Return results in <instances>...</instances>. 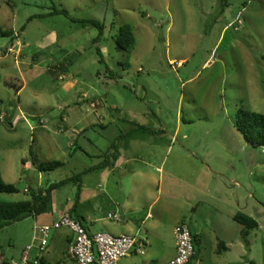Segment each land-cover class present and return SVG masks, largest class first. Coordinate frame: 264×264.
<instances>
[{"label": "rangeland", "instance_id": "obj_1", "mask_svg": "<svg viewBox=\"0 0 264 264\" xmlns=\"http://www.w3.org/2000/svg\"><path fill=\"white\" fill-rule=\"evenodd\" d=\"M61 9L67 15L51 13ZM89 21L101 25L95 41L99 29ZM124 24L135 39L129 53L115 43ZM0 31L9 32L0 35V174L5 182L16 187L24 181L37 190L67 179L51 193L58 211L74 203L77 182L70 177L78 174V202L87 209L82 214L96 219L91 229L108 232L98 229H116L130 214L122 207L117 220L107 217L114 201H125L122 189L133 184L124 171L128 162L113 167V146L136 166L146 159L164 160V169L190 178L188 162L176 163L174 155L177 145H187L204 163H221L223 173L237 179L241 212L257 222L241 247L216 254L213 230L230 216L219 215L215 222L208 205L197 207L196 219L186 220L200 233L191 264L197 259L200 264L219 259L264 264V147L248 144L235 126L240 109L264 114V0H0ZM131 123L162 132L144 136L140 131L143 139L124 147ZM175 129L174 147L167 153ZM155 137L159 141L152 142ZM34 157L63 165L40 172ZM209 176L210 188L217 185L224 194L214 173ZM245 187L253 197L248 202ZM167 191L189 193L164 185ZM29 198L24 190L0 192V201ZM180 203L174 206L181 208ZM146 211L140 208L137 214ZM51 214L7 225L0 242L8 246L14 238L18 250L23 235L17 232L32 231L35 221L51 224L56 215ZM150 223L146 220V226ZM169 227L161 223L159 229L170 241ZM157 243L154 237L147 250H158Z\"/></svg>", "mask_w": 264, "mask_h": 264}, {"label": "crops", "instance_id": "obj_2", "mask_svg": "<svg viewBox=\"0 0 264 264\" xmlns=\"http://www.w3.org/2000/svg\"><path fill=\"white\" fill-rule=\"evenodd\" d=\"M154 132L145 133L146 135H157L161 134L162 130H157L155 128ZM177 129L173 132L170 140V144L167 145L166 152H170L173 150L174 144L172 141L174 140V134H176ZM133 139H143V137L135 136L129 139L127 142L123 143L124 147H127L128 143ZM160 138H153L152 142L159 141ZM174 155L177 160L175 162H181V160H185L189 164V168L187 169L189 172L190 178L180 177L178 173H174L172 169H164V160L161 161L160 164H155L153 159H146L142 161V165L136 166L134 163L129 161L128 159H122V155L118 150V157L115 161H113V167H120V165L126 164L124 166V171L129 172L130 179L132 181V186L130 185L128 189L125 191L122 188V196L125 201L122 203V206L118 201H114V212L118 215V212L122 207H124L125 211L130 212V214L120 220V224L118 228L111 229L106 225H101L98 230H106L110 231L113 234H131L144 244V253L138 254L132 251L129 255L118 260L116 264H146V263H165L170 258L175 255L176 246H175V238L173 235L174 226L180 222L188 219L191 221L192 219H196L198 207H204V205H208L210 207L209 214L216 215L215 222L218 221L219 215H227L230 216L229 221L224 222L223 226L217 228L213 231L216 233L213 234L214 241H216V245L218 242L224 244V247L220 249H216V254L220 253V250L223 249L224 252H228L232 246H242V237H241V228L236 224L238 223L233 219V216L237 212H241L244 207H241L242 196H239V192L236 190L241 188V184L236 181L237 179L232 176H226L223 172L224 165L220 163L218 165H208L204 159L198 157L196 153V149H189L187 145H177L174 148ZM191 158V159H190ZM154 170L162 173L158 177L155 175ZM215 175L217 184L224 189V194H221L219 187L216 185L215 188H210V176L211 174ZM178 174V175H177ZM164 185L167 187L176 188L179 186L184 189H187L189 193H181L178 195L172 193L170 191L164 192ZM27 187V185H26ZM235 189L232 193L230 190ZM245 193L247 197V202L251 200L252 194L248 192V189L245 187ZM226 191V192H225ZM81 193L79 192L78 200L81 199ZM209 198V199H207ZM180 199V207L176 208L175 202ZM77 200L70 205H66L62 207L60 210H56L52 208V211L49 213L56 214L52 217L54 221L57 216L63 211H68L70 215L79 220L84 227L89 232H95V229H91L90 225L96 221L95 218L87 215L84 217L82 213H85L87 209L81 208V203ZM110 200V199H109ZM127 200V201H126ZM80 201V200H79ZM76 202V203H75ZM194 205V206H193ZM184 206V207H183ZM187 206V208H185ZM73 207V211L70 209ZM147 207L146 213L143 216H139L137 212L140 211V208ZM46 214V213H44ZM119 216V215H118ZM210 215H208L209 217ZM37 217V216H35ZM151 219V223L149 226H146V220ZM35 220V218H34ZM211 220L208 219V222ZM161 223L169 224V236H171L170 241L162 238V234L160 233ZM38 224L36 221L34 225ZM39 224H48L45 222ZM10 225V224H9ZM33 225V226H34ZM6 227V226H5ZM4 228V227H3ZM1 228L0 231L3 229ZM200 229V227H198ZM146 232L145 236L142 234V230ZM156 229L158 232H156ZM32 231H27L25 234L17 232V234L23 235V245L17 250V246L14 244L15 239L12 238L11 242L8 246L2 244L0 242V259L8 260V259H18L25 248L26 245L30 244L33 236V227ZM191 231V230H190ZM156 233V234H155ZM194 236H200L198 229H194L191 231ZM71 231L67 228H59V229H51L48 237L47 248L43 253H39L37 247L34 245L29 251L28 255L30 257L39 256L42 264H75V262L68 257L67 255V245L71 240ZM248 236V235H247ZM157 240V244L159 245V249L155 251L147 250L146 245L149 244L151 246V242L154 239ZM200 239V237H199ZM218 246V245H217ZM192 259L188 264L192 263ZM198 261L195 264H200L201 261ZM210 264H230L226 260H217L215 262H210Z\"/></svg>", "mask_w": 264, "mask_h": 264}, {"label": "trees", "instance_id": "obj_3", "mask_svg": "<svg viewBox=\"0 0 264 264\" xmlns=\"http://www.w3.org/2000/svg\"><path fill=\"white\" fill-rule=\"evenodd\" d=\"M51 13H62L66 14L64 10H53ZM92 25L99 29L97 36L94 38L95 41L99 35L101 34V25L96 21H89ZM1 36H8V31H0ZM115 43L116 46L123 50L126 53H129L135 44V39L132 33V29L129 25L124 24L118 27L117 33L115 35ZM96 53L99 56L98 61L102 62V55L99 47L95 49ZM67 69V65L62 66V71ZM111 77V74H109ZM236 129L241 132L245 141L254 147H264V114L255 111H247L240 109L237 114V120L235 123ZM141 134L154 132L153 128H150L143 124L131 123V129L127 133V138H125V142L135 136H139ZM121 137V135L119 136ZM119 140V139H118ZM114 150L111 154L113 161H115L118 157V149L116 145L113 146ZM112 161V162H113ZM105 162V161H104ZM32 163L35 168L42 171H49L55 168H58L63 165L61 161H48L41 162L38 161L35 157L32 159ZM106 163H103V166ZM70 179H74L77 182L76 191H75V201L77 202L79 192H80V183H78L79 175L70 177ZM67 182L66 180L59 181L58 183H52L48 185L45 189H33L30 186H27L24 190L30 195L29 199L26 200H17V201H0V229L14 222H18L28 216H38L44 213H49L52 211V199L51 193L52 190L58 188L62 184ZM0 192L1 193H14L19 192V190L15 187L13 183L5 182L0 174ZM75 202V203H76ZM73 211V207L70 211ZM73 216V215H72ZM233 219L242 225L241 237L242 240L246 243V237L251 230L257 227V222L251 216L243 212H237L234 214ZM193 242L198 243L197 236L193 235ZM218 249L224 247V244L218 242ZM195 252V250H194ZM194 255V254H193ZM192 255V257H193ZM192 259V258H191ZM190 259V260H191Z\"/></svg>", "mask_w": 264, "mask_h": 264}, {"label": "built area", "instance_id": "obj_4", "mask_svg": "<svg viewBox=\"0 0 264 264\" xmlns=\"http://www.w3.org/2000/svg\"><path fill=\"white\" fill-rule=\"evenodd\" d=\"M13 48V47H12ZM7 50L11 51L8 47ZM12 53V52H11ZM110 219H118L115 213H108ZM67 228L71 231V240L67 245V255L75 264H116L119 259L132 251L143 254L144 244L129 234H111L105 231L89 232L84 225L63 211L51 224H35L30 244L26 245L18 259H0V264H42L39 256L28 255L35 245L39 253L46 251L51 229ZM176 251L165 263L146 264H188L194 254L193 234L185 221L178 222L173 228Z\"/></svg>", "mask_w": 264, "mask_h": 264}, {"label": "water", "instance_id": "obj_5", "mask_svg": "<svg viewBox=\"0 0 264 264\" xmlns=\"http://www.w3.org/2000/svg\"><path fill=\"white\" fill-rule=\"evenodd\" d=\"M16 188L18 190H25L26 189V183L24 181H20L17 183Z\"/></svg>", "mask_w": 264, "mask_h": 264}]
</instances>
